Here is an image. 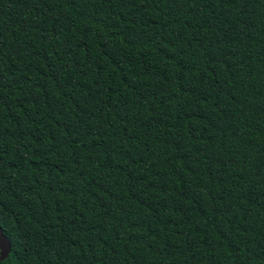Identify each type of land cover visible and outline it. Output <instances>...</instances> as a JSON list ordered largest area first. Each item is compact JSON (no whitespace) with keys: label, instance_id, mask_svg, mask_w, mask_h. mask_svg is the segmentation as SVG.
Wrapping results in <instances>:
<instances>
[{"label":"trees","instance_id":"1","mask_svg":"<svg viewBox=\"0 0 264 264\" xmlns=\"http://www.w3.org/2000/svg\"><path fill=\"white\" fill-rule=\"evenodd\" d=\"M0 264H264V0H0Z\"/></svg>","mask_w":264,"mask_h":264},{"label":"water","instance_id":"2","mask_svg":"<svg viewBox=\"0 0 264 264\" xmlns=\"http://www.w3.org/2000/svg\"><path fill=\"white\" fill-rule=\"evenodd\" d=\"M11 251V245L7 237L3 234L0 228V260H4L8 257Z\"/></svg>","mask_w":264,"mask_h":264}]
</instances>
